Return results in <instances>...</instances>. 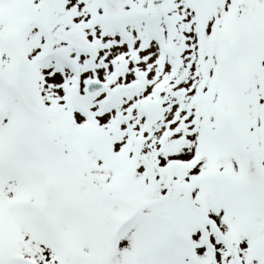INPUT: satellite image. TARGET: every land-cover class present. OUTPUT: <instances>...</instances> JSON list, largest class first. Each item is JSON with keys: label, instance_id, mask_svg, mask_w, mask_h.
<instances>
[{"label": "snow or ice", "instance_id": "snow-or-ice-1", "mask_svg": "<svg viewBox=\"0 0 264 264\" xmlns=\"http://www.w3.org/2000/svg\"><path fill=\"white\" fill-rule=\"evenodd\" d=\"M0 264H264V0H0Z\"/></svg>", "mask_w": 264, "mask_h": 264}]
</instances>
